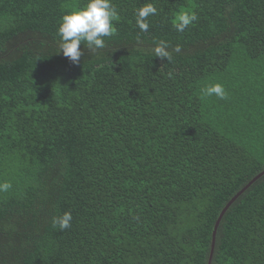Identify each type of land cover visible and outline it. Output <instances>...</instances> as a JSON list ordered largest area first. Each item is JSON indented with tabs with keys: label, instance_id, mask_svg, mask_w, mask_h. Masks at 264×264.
Returning <instances> with one entry per match:
<instances>
[{
	"label": "trees",
	"instance_id": "obj_1",
	"mask_svg": "<svg viewBox=\"0 0 264 264\" xmlns=\"http://www.w3.org/2000/svg\"><path fill=\"white\" fill-rule=\"evenodd\" d=\"M87 2L0 0V264H208L264 171V0H111L73 64L57 29ZM212 264H264V176Z\"/></svg>",
	"mask_w": 264,
	"mask_h": 264
},
{
	"label": "clouds",
	"instance_id": "obj_2",
	"mask_svg": "<svg viewBox=\"0 0 264 264\" xmlns=\"http://www.w3.org/2000/svg\"><path fill=\"white\" fill-rule=\"evenodd\" d=\"M157 9L152 4H147L139 8L136 12V25L142 31L148 30L147 17L154 15ZM117 18L115 7L111 4V0H88L87 4L78 10H73L62 16L57 35L60 37L59 50L63 56L68 58L73 64L79 63L83 56V51L80 49L82 42L87 44L91 51L103 49L105 47L104 37L111 36L114 32L112 21ZM197 20L194 12H179L174 21V27L178 32H183L192 22ZM169 46L164 41H159L152 49L154 56L162 60H172V54L168 50ZM175 52H180L179 46L174 49ZM205 96L216 95L220 99L226 98L224 87L219 84H212L203 89ZM11 188L10 183L0 184V192H7ZM71 213L53 217V227H58L60 230L71 227Z\"/></svg>",
	"mask_w": 264,
	"mask_h": 264
},
{
	"label": "water",
	"instance_id": "obj_3",
	"mask_svg": "<svg viewBox=\"0 0 264 264\" xmlns=\"http://www.w3.org/2000/svg\"><path fill=\"white\" fill-rule=\"evenodd\" d=\"M264 176V171L258 175L255 179H253L245 188H243L235 197H233L229 203L226 205V207L223 209V211L221 212L218 220L216 221L215 227H214V231H213V235H212V245H211V253H210V257H209V261L208 264H212L213 261V257H214V252H215V245H216V236H217V231L219 228V225L224 217V215L226 214V212L229 210V208L232 206V204L249 188L251 187L252 184H254L257 180H259L261 177Z\"/></svg>",
	"mask_w": 264,
	"mask_h": 264
}]
</instances>
